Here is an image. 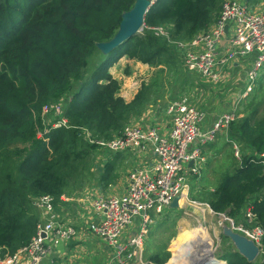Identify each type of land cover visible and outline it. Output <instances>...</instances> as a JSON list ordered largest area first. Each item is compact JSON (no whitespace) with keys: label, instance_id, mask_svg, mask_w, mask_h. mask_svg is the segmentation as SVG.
Returning <instances> with one entry per match:
<instances>
[{"label":"trees","instance_id":"obj_1","mask_svg":"<svg viewBox=\"0 0 264 264\" xmlns=\"http://www.w3.org/2000/svg\"><path fill=\"white\" fill-rule=\"evenodd\" d=\"M134 1L0 0V247L11 254L36 233L39 211L33 197L51 195L57 206L68 189L81 188L97 172L90 166L96 145L84 139L83 130L94 139H112L152 101L155 84L142 83L129 102L116 96L119 83L108 66L126 57L174 73L175 51H180L174 42L191 41L206 31L224 0H157L141 32L102 54L96 45L115 35L122 13ZM154 27L166 28L169 39L156 35ZM96 55L100 63L88 74ZM59 100L65 101L66 125L51 128L44 124L42 109ZM260 105L229 125L226 142H238L247 152L202 202L235 221L251 206L264 229V174L254 162L264 151ZM46 127L44 141L38 132ZM113 166L105 165L99 183L112 180ZM221 239L224 248L227 238ZM225 254L232 257L226 264H255L233 250ZM169 258L164 250L148 262L165 264Z\"/></svg>","mask_w":264,"mask_h":264},{"label":"built area","instance_id":"obj_2","mask_svg":"<svg viewBox=\"0 0 264 264\" xmlns=\"http://www.w3.org/2000/svg\"><path fill=\"white\" fill-rule=\"evenodd\" d=\"M151 30L169 39L166 28L154 27ZM174 44L182 52L184 69L210 81L219 80L221 72L234 59L253 54L254 60L244 74L245 85L250 90L264 74V11L252 9L239 0H225L208 31L191 41ZM50 111L52 107L49 105L42 109L44 124L48 122L51 128L66 125L62 116L57 120L49 117L48 121L46 116ZM166 114L170 128L165 136L156 128L128 125L118 136L104 141L92 138L88 131L83 130L85 140L99 146L106 155L124 151L140 153L150 149L155 158L147 166L132 170L123 194L90 200L91 218L85 222L84 230H77L67 219H59L53 196L33 197L32 203L39 211L36 233L12 254L7 248L0 247V264H54L52 253L80 232L99 238L110 249L111 264H152L142 259L143 243L152 224L151 212L160 214L175 198L180 200L187 194L189 177L199 175L205 163L203 147L228 131L236 119V108L223 111L210 126L203 128L206 113L197 109L189 96L181 95L168 103ZM50 127L38 132V137L46 141L45 135ZM234 150L237 157L236 144ZM254 162L262 166L264 174V151L256 155ZM219 215L230 222L232 231L255 244L258 249L256 258L264 264V229L256 222L252 207L244 209L243 224H235L239 220ZM134 220L138 221L137 229L135 233L128 234ZM218 262L214 259L213 264Z\"/></svg>","mask_w":264,"mask_h":264},{"label":"rangeland","instance_id":"obj_3","mask_svg":"<svg viewBox=\"0 0 264 264\" xmlns=\"http://www.w3.org/2000/svg\"><path fill=\"white\" fill-rule=\"evenodd\" d=\"M217 17L218 16H216L213 21H215ZM213 23L214 22H212L210 25H212ZM208 30L209 29H207L206 31ZM175 53L178 58V63L176 65V70L173 74H168V72L162 68L152 72V69L155 68L149 67L148 65H146L148 68L126 67L124 69H121L119 79L122 81L124 78H130L131 86L135 87L137 91L142 83H145L147 85H156V92H154L153 94V99L144 109L143 113L137 117H133L128 123L124 125V127L128 125H145L144 121L148 113H150V109L156 110V124L163 122L166 119V117L164 116V111L168 103L181 95L189 96V98L193 101V104L197 107V109L202 111L203 108L212 109L214 114L235 107L236 118L249 113V111H251L255 106L261 104L259 114L261 116H264V74L256 81V83L251 87L250 90H247L244 76L241 74V72H229L228 69H224L221 72L222 76L217 81L204 80L202 78L193 77L191 75L190 78L181 63L182 52L176 50ZM100 60L101 59L99 55L93 57L91 65L90 67H88V74H91L96 64L98 62L100 63ZM118 60H114L108 66V71H114V65L118 62ZM155 75H160L162 77L167 76V79L170 80V82L168 80L165 81V84H167L168 86V90L162 89L163 84L159 83V81L154 79ZM173 76H175L176 78H173ZM86 94L87 92H85L81 96V99L84 98ZM165 95L168 96L167 99H165ZM63 102L65 101L59 100L57 102L48 104L52 107V111H50L48 116H46V118H48V121L49 117L57 118L58 116H62L64 110ZM47 123L48 122H46L45 124ZM151 125L153 126L155 124L153 123ZM226 141H228L227 132L220 134L215 140V143L209 145L206 148V151H212V153L215 154L211 156L209 164H207L203 168V170L200 171L199 177H189L188 192L179 200V207L175 209L165 207L161 213V218L159 216L153 217V220H156L157 224H159L160 229H151V234L149 238V232L147 233L146 240H144L143 243V261L146 262V256L149 254V252L144 250L146 247H148L150 251H153L154 249H156L157 251L158 247H163L165 244H168V251L171 248L173 251V256L171 255V258L167 262V264H193L192 262L196 264L198 261H202L203 263H205L208 262L210 256L214 258L224 251L220 236L221 234H223L222 228L224 226L230 228V222L221 217L220 215H214L212 213L211 215H209L208 213H210L211 210L209 209V207L206 206L207 203L202 201L205 200L208 194L214 190L221 176L227 172H230V170H232L235 165H238L242 154L247 152L242 148V146L238 142L230 140V144ZM234 144H236V146L238 147L237 157L235 155ZM105 157L106 154L100 149L99 146H96L94 149H92V161L90 162V166H92L91 170H94L95 168H101L103 164L109 163V160L105 159ZM111 164L113 165V162H111ZM90 184L91 183H84L79 189L70 188L65 194L77 198L76 192L81 191V189L83 188H89ZM88 200H90V198H88L87 201ZM79 211H75L77 215ZM58 214L59 219H67L68 222L73 225V212L59 211ZM244 221V217H241L239 218L238 223L235 224H243ZM73 222L75 223L74 227L76 228L77 223L75 221ZM85 227L86 223L83 224V228L76 229L80 231L84 230ZM191 229L197 230L195 233L196 237H194L191 242H189L190 244H188V242L185 243L187 245L185 246L183 255L175 262L173 259L175 248L178 242L181 241V234ZM203 235L208 237L210 243L205 242L204 248L201 249L196 247V244L202 241L201 239L204 237ZM72 241L73 240H70L66 244L67 247H64V245H62L63 247H60L55 253H52L54 264L107 263V257L102 251L103 248H101L104 244L100 240H98L99 242H94L93 244H82L80 250H75L74 246H70V243ZM88 242H91V240ZM227 243L232 242L227 241ZM96 244H98L100 247H96ZM229 249H232L231 246L229 247ZM62 255L65 256L63 257ZM197 256H201L203 257V259L194 261ZM260 261V258H255L253 263L260 264ZM109 264H111V261Z\"/></svg>","mask_w":264,"mask_h":264},{"label":"crops","instance_id":"obj_4","mask_svg":"<svg viewBox=\"0 0 264 264\" xmlns=\"http://www.w3.org/2000/svg\"><path fill=\"white\" fill-rule=\"evenodd\" d=\"M239 1H240V3L248 5L252 9H255V10L258 9V10L264 11V0H239ZM213 24L210 25L208 29H210L213 26ZM125 58L126 57L120 58V60H118V62L114 65L115 66L114 71L110 70L109 73L119 83V90L117 91L116 96L121 97L125 102H129L134 98L135 94L137 93V89L135 87L131 86L130 78H124L122 81L119 79V76L121 74V69H124L126 67H131V68L132 67L133 68H136V67L148 68V67L146 65L140 64L137 60L128 59V58L125 59ZM253 60H254L253 54L244 56L243 58H236L225 69H228L229 72H232V71H234L235 73L241 72V74L244 76L246 69L251 65ZM160 68L166 70V68L164 66H160L159 68L152 69V72H154ZM185 71L189 77L191 75L193 77L202 78L194 72H189L187 70H185ZM154 77H158L155 80H157V81H159V83L163 84V86H162L163 90L164 89L168 90L167 89L168 86H167V84H165V81L168 80L167 76L162 77L160 75H155ZM173 78H176V77L173 76ZM131 79H132V77H131ZM202 79H204V78H202ZM204 80H208V79H204ZM168 81L170 82V80H168ZM167 98H168V96L165 95V99H167ZM203 111L206 113V118L202 124V127L207 128L208 126H210L212 124V122L216 119V117L220 113H222L224 110L220 111L216 114H214L212 109L203 108ZM149 112L150 113H148V115L146 116L145 121H144L145 125H142V127L146 128V129L156 128L159 130V133L161 135L165 136L168 133L169 128H170V120L166 114V108L164 111V113H165L164 116L166 117V119L159 124H156V121H157V119L155 117L156 110L150 109ZM153 123L155 125L152 126L151 124H153ZM213 143H215V142H213ZM213 143H211V144H213ZM211 144H209V145H211ZM209 145H206L205 147H203L202 154L204 155L205 163L202 167V170L207 164H209V160H210L211 156L213 154H215V153H212V151H206V148ZM154 158H155L154 154L152 153V151L150 149H148L145 152H140V153H133L131 151H124V152H117V153H114L112 155H106L105 159H108L109 163L113 162V164H114L113 175L111 176L112 180L107 185H105L104 183L98 182V178L100 176V173L103 172V170H105L106 164H103L101 166V168H98L97 172L94 173L92 180L89 182V183H91L89 188H86V189L83 188V189H81V191L76 192L77 198H75L71 195L64 194L61 197V202H60L61 204L59 203L60 205L58 204V206H55V210L58 213H59V211L60 212L61 211L73 212L74 219L73 218H72L73 220L71 219L73 226H75V223L73 222V221H75L77 223V227H76L77 229L83 228V224L85 222L89 221V219L91 218V216H90L91 210H90V206H89L91 199H93L94 197H100V196L123 194L126 190L127 185H128L129 176H130V173L132 172V170L135 168H138V167L147 166L148 164L153 162ZM199 175L191 176V177H199ZM88 198H90V200L87 201ZM206 206L209 207L207 204H206ZM168 208H171V207L169 206ZM209 209H210V207H209ZM75 211L76 212L79 211L78 215ZM211 213L214 215H219V214L214 213L212 210L208 214L211 215ZM223 215H225V214H223ZM150 216L152 219V224L149 226L150 231H148L149 232L148 238L151 234V229L152 230H159L160 229L159 224H157L156 220L155 221L153 220V217L159 216L161 218V213L159 214V213L153 211V212H151ZM137 223H138L137 220L133 221L132 226L128 230V234L135 233V231L137 229ZM220 237L226 238L225 236H223V234H221ZM72 240L73 241L70 243V246H74L75 250H77V249L80 250L82 244H86V243L93 244L94 242H99L98 240H100V239H98L97 237H94L93 235H91L89 233L80 232V234ZM90 240H91V242H88ZM227 240H229V239L227 238ZM227 240H226V244H225L226 247L224 246V251L221 252L220 255H217L216 257H214V259L219 261L218 262L219 264H226L229 259H232V257L229 254H225V252H229L230 246L232 248L231 250L238 252L232 243H227ZM167 245L168 244H165L163 247H158L157 251H156V249H154L153 251H150L149 248L146 247L144 250L149 252V254L146 256V262H148L149 256H152L154 254H158L160 252L163 253L164 250L169 252L170 258H171V255L173 256V251H172V248L168 251ZM98 246L99 245L96 244V247H98ZM61 247H63V246L61 245ZM64 247H67L66 244H64ZM101 248H103V250L102 249L101 250L105 253V256L107 257V260H108L107 263L106 262L105 263L109 264L111 259H112L111 258L112 257L111 251H110V249H107L105 244ZM62 256L64 257L65 255H62ZM170 258H169V260H170ZM167 262L165 264H167Z\"/></svg>","mask_w":264,"mask_h":264},{"label":"water","instance_id":"obj_5","mask_svg":"<svg viewBox=\"0 0 264 264\" xmlns=\"http://www.w3.org/2000/svg\"><path fill=\"white\" fill-rule=\"evenodd\" d=\"M156 1L135 0L131 8L128 11L122 13L118 30L116 31L115 35L109 41L101 42L96 45L101 53L104 55H108L117 47L138 34L144 26V19L147 11ZM226 31L227 26L225 27V32ZM170 207L178 208L179 198H175L172 201ZM222 230L223 236H225L232 242L238 253L247 262H253L255 260L258 249L252 241L232 231V229L229 227L224 226Z\"/></svg>","mask_w":264,"mask_h":264},{"label":"bare ground","instance_id":"obj_6","mask_svg":"<svg viewBox=\"0 0 264 264\" xmlns=\"http://www.w3.org/2000/svg\"><path fill=\"white\" fill-rule=\"evenodd\" d=\"M196 231L197 230L191 229V230H187L181 234V241L178 242V244L176 245V248H175V253H174V258H173L175 262L177 261V259L181 258V256L183 255V251L185 249V246L187 245L185 243L188 242V244H190L189 242H191V240L194 237H196V235H195ZM203 236H204L203 238L201 237L202 241H200L196 244V247L201 248V249L204 248L205 242L210 243L208 237L205 235H203ZM208 246H209V244H208ZM202 259H203V257L197 256L196 259H194V261H198V260H202ZM213 261H214V258H212L210 256L208 259V262H205L204 264H213ZM192 263L194 264V262H192ZM201 263L203 264L202 261L201 262L198 261L196 264H201Z\"/></svg>","mask_w":264,"mask_h":264}]
</instances>
